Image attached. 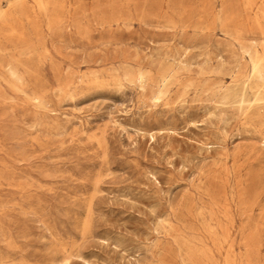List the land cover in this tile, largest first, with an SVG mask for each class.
Masks as SVG:
<instances>
[{"label": "rangeland", "instance_id": "rangeland-1", "mask_svg": "<svg viewBox=\"0 0 264 264\" xmlns=\"http://www.w3.org/2000/svg\"><path fill=\"white\" fill-rule=\"evenodd\" d=\"M41 1L0 23V264H264V116L215 103L217 16L259 38L264 0Z\"/></svg>", "mask_w": 264, "mask_h": 264}, {"label": "bare ground", "instance_id": "bare-ground-1", "mask_svg": "<svg viewBox=\"0 0 264 264\" xmlns=\"http://www.w3.org/2000/svg\"><path fill=\"white\" fill-rule=\"evenodd\" d=\"M23 2H24V0H8L6 3V9L0 12V23L6 21L9 18L8 12L11 11V9H13L15 7H20L23 4ZM37 3H38V1H37ZM39 4H41V6L43 5L41 0H39ZM244 4H245V7L247 9H252V7H254L253 6V0H245L243 5ZM261 5H260V7H261ZM263 6L261 9H264ZM246 8H244V9L246 10ZM256 9L259 10L260 8H256ZM261 9L259 10V12L261 11ZM263 12H264V10H262V13ZM220 15L217 16V20L220 22L221 27L226 32V34H228L233 40H235L237 42L235 44H237V46L240 47L243 57H247L248 70H246L247 73H244L243 75L241 73L238 74V76L235 77V79H234L233 85L226 86L222 89L221 92L219 91V93L216 95L217 99H216L215 103L218 104L222 108L236 110L237 113L239 114V116H242L243 119L244 118L248 119L252 123L254 120L260 119L264 116V114L261 112L262 110L264 111V43H263L264 42V31L263 30L261 31V34H260L261 36L259 38L241 37V33H239L237 35V34L231 32L229 30L224 29V26H225L224 24H227V23L224 22V24H223L222 18ZM248 17H250V16H248ZM22 18L23 17H21V19ZM226 18H227V16H226ZM18 19H19V17H18ZM255 23L257 24V26L259 28L262 29L263 25H264V16L262 17V19H257ZM23 24H24V20H23ZM255 25H254V27H255ZM227 26H229V23ZM231 26H234L233 28L236 29L237 23L234 25L231 24ZM219 27H220V25H219ZM254 29L257 30L258 28H254ZM199 30H201V29H199ZM235 32H236V30H235ZM27 50H28V48H27ZM239 60H241V59H239ZM247 66H246V68H247ZM6 69H7V72L10 74L9 76H11L12 78L18 79V73L12 65H8V68H6ZM241 71H242V69H241ZM230 72H229V74H230ZM19 74H20V72H19ZM174 77H175V72L171 68L165 69L160 74L159 81H158V89L154 93L152 101L159 103V101L161 102L162 100H164L166 98V96L169 92V87L172 84ZM17 81H19V80H17ZM137 81H138L140 87L145 88L147 85H149V84L151 85L153 78L149 75V73L139 72L137 75ZM154 81H156V80H154Z\"/></svg>", "mask_w": 264, "mask_h": 264}]
</instances>
